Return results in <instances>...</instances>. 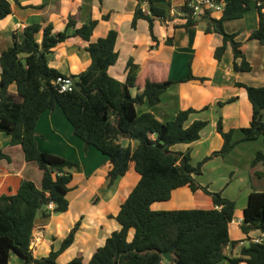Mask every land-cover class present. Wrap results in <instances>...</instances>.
Returning a JSON list of instances; mask_svg holds the SVG:
<instances>
[{
	"label": "trees",
	"instance_id": "1",
	"mask_svg": "<svg viewBox=\"0 0 264 264\" xmlns=\"http://www.w3.org/2000/svg\"><path fill=\"white\" fill-rule=\"evenodd\" d=\"M133 1L138 4L132 29L137 28L140 19L147 21L150 36L158 45L155 21L166 24L171 0H148L149 14L141 11L143 0ZM258 2L261 3L255 6L258 27L252 31L249 40L264 46V0H256L254 4ZM13 4L20 6V0H0V21L12 14ZM252 4L253 0H228L219 19L205 17L208 22L201 20L205 22L206 34L216 33L223 38V44L214 54L218 62L222 61L228 45L231 46L235 73H248L253 67L236 40L238 34L227 33L225 23L243 19ZM177 11L189 12V9L178 7ZM108 18L109 15L103 16L105 20ZM199 22L188 14L186 22H176L172 27L190 30ZM77 23L69 16L61 32H55L52 23H32L21 32H14L12 46L0 55V133L11 137V146H21L25 160L37 164L43 174L41 187L33 181L23 180L15 194L0 195V264H10L13 253L19 257L20 264H59L58 258L73 245L82 226L81 218L58 249L52 247L47 256L34 257L31 246L38 220H47L69 210L68 194L73 190L71 170H80V163L45 152L39 146L37 124L44 113L57 107L86 147L95 148L112 164L107 176L108 188L132 168L140 176L115 218L121 228L111 233L88 262L79 254L67 264H162L165 261L163 254L168 251L174 264H219L222 261L264 264V242L256 243L251 236L255 232L264 235V191L253 189L250 193L239 225L246 239L233 240L230 224L236 213V202L221 193L211 192L197 180L208 162L225 158L240 143L264 139V86L235 83L236 87L245 90L252 106L249 126L239 130L241 138L235 141L236 130L225 131L223 118L219 116L216 131L224 141L222 148L193 165L190 150L182 153L171 148L200 140L209 121L196 120L190 126L186 123L191 114L209 107L200 111L194 108L181 110L168 122L160 121L152 112L139 113L137 107L160 105L163 95L178 83L192 80L204 83L209 79L194 76L191 61L187 77L174 81L169 77L167 63L151 62V67L140 72V66L130 58L126 65V81L121 82L109 74V69L119 59L116 50L118 31L112 29L105 37L93 42L91 38L98 21L90 20L80 27ZM71 37H80L88 43L86 51L91 64L78 76H71L73 79L79 77L80 92H60L56 81L65 75L51 67L50 61L54 49ZM166 45H173V37L166 40ZM155 48L156 45L151 47L152 50ZM157 76L166 79H152ZM235 101L232 97L217 105L223 107ZM125 140L137 141V148L133 149L131 144L126 147ZM0 160L11 162L12 158L0 148ZM259 164L264 166V149L256 152L251 166L254 168ZM186 186L193 193L202 191L211 196L214 208L152 209L153 204L169 201L175 190ZM246 241L247 245L240 246ZM238 247L236 255L228 253V248Z\"/></svg>",
	"mask_w": 264,
	"mask_h": 264
},
{
	"label": "crops",
	"instance_id": "2",
	"mask_svg": "<svg viewBox=\"0 0 264 264\" xmlns=\"http://www.w3.org/2000/svg\"><path fill=\"white\" fill-rule=\"evenodd\" d=\"M119 1L126 3L124 4V7L122 9L119 4V7H115L116 5H113V3L111 4L109 0H103L102 2H100V0H20V6L13 4L12 14L6 19L0 21V55L3 51L12 46L13 33L21 32L23 30V27H26L32 23H52L54 25V31L61 32L64 31L69 16H73L78 21L77 27L82 26L84 23L90 22V20H97L98 24L94 30L91 41L95 42L99 38L105 37L112 29L118 31L119 35L116 44V50L119 52V59L117 64L109 69V74L119 81H126V65L130 58H133L135 64L140 66V72L144 71L148 67H151V62L167 63L169 65V76L172 80H174V54L175 48L177 49L178 47L183 48L182 51L187 54L189 59L192 56V59L190 61L192 62L191 68L193 75L196 77H207L209 79L204 83H201L198 80H192L187 83H178L177 87H184L185 85L190 86L192 88V91L194 92H166L162 97V103L160 105L156 107H152L148 104L138 106L137 110L139 113L152 112L160 121L168 122L173 120L176 114L181 110L194 108L195 110L200 111L207 106H209V108L211 106L216 107L218 106L217 103L219 101H227L228 99L235 97V102L223 107H218L219 113L223 118L224 129L225 131L235 129L237 133L241 128L249 126L253 112L252 106L247 98L245 90L243 88L236 87L235 83L240 82L256 87L264 86V46L260 45L257 41L249 40V36L252 31L258 27L259 18L257 9L256 15L251 10L245 15L243 19L239 20L245 22L246 20H249V25L251 26L245 29L233 25L231 27L229 26L231 30L227 31L228 29L226 27L228 25H231L230 22L232 21L225 23L226 32H230L231 34H238L236 40L241 43V49L243 50L244 54L247 57V60L253 67L251 72L235 73L233 71V51L230 45H228L227 51L221 62H218L214 58L216 48L223 44V38L221 35L216 33L206 34L204 30H199L198 26L195 28H191L190 30H186L184 28L174 29L172 27L173 24L167 25L162 23L161 21H155L154 32L156 37L158 38L157 45V43L153 42L150 36L147 21L140 19L137 23L136 29H132L131 27V23L134 19L138 4L137 1ZM255 2L256 0H253V3ZM179 3L180 0H171L170 10H174L175 6ZM129 4H131V6ZM125 5H127L128 7H126ZM252 13L254 14V17L252 16ZM104 15H109L108 20L103 19ZM142 24L146 31L148 30L150 36L148 44L149 50H147L144 54H137L138 48L136 47L137 45H135V41L126 42L125 40H123V33L121 32V29L123 28V25H126V32H128V34H135ZM19 26H22V28L20 27L19 29ZM157 27H159L163 31L162 35L160 36L156 32ZM169 37H173L172 46L166 45V40ZM126 43L132 44V47L133 45L135 46L127 51L124 58H122L120 47L124 46L125 48L124 44ZM155 45L156 48L152 50L151 47ZM87 46L88 43L82 40L80 37H71L66 42L60 44L54 49L53 59L50 61V66L56 68L65 76H78L79 74L84 72L91 64L90 55L86 51ZM163 54H166V56H163ZM188 62L189 60L185 62V65H183L182 68L183 71H186V74L184 77L182 75L180 78H178L179 80L185 79L187 77L189 65ZM204 65H209L213 68L210 71L211 74L206 73V71L204 70ZM218 72L222 73V76L224 75L223 77H225L227 80H219L222 76L220 78L219 76L217 77ZM259 79H262V82L259 81ZM227 82L230 86L229 91L231 92H223V89L225 88ZM200 87H210L211 89L217 90L218 92H215V95L213 97L210 95L209 97L207 95L204 96V94H202L203 92H195V90ZM220 87H222V92H219L218 90ZM133 94H136V92L133 91ZM169 97L172 98V105L168 101ZM205 97L207 98V100L204 99ZM206 111H200L198 113L191 114L189 120L186 123V126H190L196 120H205L202 119V116ZM229 120H231L232 124L227 126V121ZM217 121L216 124L215 122L212 123L209 121L208 126L215 124V130L210 131L208 134H206L205 129L208 128L207 126L201 132V138L199 141L189 145H176L171 149L182 153L190 150L191 163L193 165H196L204 157L210 155L214 151L220 150L223 146L224 141L221 135L216 131ZM36 132L39 146L43 151L80 163V170H71L73 171V181L71 183V187L73 188V190L68 194V199L70 201L69 210L65 213L58 214L56 217L55 215H52L47 220H38L37 225L42 226L43 235L41 237V243H34L33 241V244L31 246L33 255L36 258H39V256L45 257L49 254L52 247H54V249H58V247H56L57 245L53 246L54 242H61L57 241V239H64L65 234L68 232V229L63 230L61 222L64 221L67 215H69L73 205L72 201L70 200V194L74 190H76L75 178L80 177L81 179H85V181L89 184L99 178L101 185L100 187L103 188V193H100V195L95 193L96 199L99 198L98 201H95V204L98 203L96 207H101V210L97 215L93 214L87 216L84 214H79L75 218H73V220L70 222L71 224L79 221L82 218V226L76 234L73 245L58 258V261H60L62 258L67 257V259L65 258L66 261H64V263L67 264L73 258L80 254L84 257L85 262H88L91 259L94 251L105 243V240L111 235V233L121 228L115 218L119 213L121 204L126 200L128 194H130L133 188L136 186L140 179V176L135 172L134 168H132L111 188H108L107 176L109 171L112 169V164L107 157L102 155L95 148L91 146L86 147L84 142L73 133L71 124L63 114L62 110L58 107L54 111L46 112L41 116L37 124ZM236 133L235 136L237 137V139L235 137V141L241 138V134L236 135ZM261 139L264 141L263 138ZM10 140L11 137L9 135L5 133L2 135V133H0V148L3 149L12 158L11 162L0 160V195L4 193L15 194L18 191L23 180H32L25 175L26 169L30 167V164H32V162H27L25 160V155L22 147L11 146ZM129 141L133 149H136L138 146V142L133 140ZM254 142L255 141H250L240 144ZM206 144L209 145V149L205 153L206 155L202 159L196 158L195 150L201 146H205ZM213 144H215V147L211 148ZM253 145L256 146V149L255 151H252L254 153H251L249 158V165L251 168L249 169L248 176L250 178L252 177L253 179L255 177H257L258 179H262L264 178V166H262L261 164L257 165L254 168L251 166L255 154L256 152L261 150V146L260 144ZM234 150L232 151V153L234 152ZM229 157L230 154L226 158H223V161H225V159H229ZM35 165L37 166V164ZM258 167L261 168L258 169ZM77 172L78 174H76ZM42 175L43 174L41 172V181ZM199 178L200 176L197 177V180H199ZM200 184L203 186H210L208 184ZM186 188L187 190H190L189 195L190 198H192L193 196L191 195H193L194 193H192L189 187L186 186ZM262 188H264V186ZM255 190L259 191L257 189ZM174 193L182 195L181 191L175 190ZM250 193L251 191L248 195H250ZM194 198L198 201L196 195L194 196ZM198 206L199 204H197L196 208L195 204L192 208L212 209L214 208L213 200L208 198L207 205L204 204L203 207ZM154 207L155 206H152V209L157 210L156 208L154 209ZM246 207L247 205L244 207V209ZM243 211L242 217L239 218V222L243 219ZM239 222L237 223L238 225H240ZM130 235L132 236V232ZM56 236L59 237L56 238ZM51 239H53L54 241H52ZM231 239L241 240L242 238L231 237ZM245 244L246 243H244L243 245ZM228 250L229 254L233 253V255H236L238 253L239 247L235 248L234 250L232 248H228ZM15 255V253L12 254L10 264H20L19 258H16ZM222 263L229 264L228 261H222L219 264ZM162 264L172 263H169L165 260Z\"/></svg>",
	"mask_w": 264,
	"mask_h": 264
},
{
	"label": "rangeland",
	"instance_id": "3",
	"mask_svg": "<svg viewBox=\"0 0 264 264\" xmlns=\"http://www.w3.org/2000/svg\"><path fill=\"white\" fill-rule=\"evenodd\" d=\"M109 2L111 4L113 3V5H116L115 7H117L119 4L121 9L124 7V4H126V3L119 1V0H117V2H116V0H109ZM110 3H109V5H110ZM129 5L131 6V4H129ZM125 6L128 7L127 5H125ZM110 7H112V6H110ZM174 10H175V12H177L176 7L174 8ZM251 10L256 15V7H255L254 3L252 4ZM253 13H252V16L254 17ZM214 18L219 19L220 14H217V13L214 14ZM174 21H175V23L176 22H178V23L183 22L179 18H175ZM157 22H159V20H157ZM246 22L245 21H239V20L232 21V22H230L231 25H228L226 27L228 29L227 31H230L231 30L230 27L233 25H236L242 29H245V28L251 26V25H249V20H246ZM20 27L21 26H19V29H20ZM204 28H205V22L200 21L198 23V29L204 30ZM126 30H127L126 25H123V28L121 29V32L123 33V40H125L126 42L135 41V45H137L136 47L138 48L137 54L146 53V51L149 50L148 44H149L150 36H149L148 30L146 31L143 24L140 25V27L138 28V30L135 34H128V32H126ZM156 32L159 36L162 35V33H163V31L159 27H157ZM241 40H242V38H241ZM124 45H125V48H124V46L120 47L122 58H124L127 51H129L130 49H132L135 46V45H133V47H132V44H127V43ZM182 49L183 48H181V47H178L177 49L175 48V54H174L175 58H174V65H173V77H174L173 79H174V81L179 80L178 78H180L182 75H183V77L185 76L186 71L185 70L183 71V69H182L183 65H185V62L187 60H189L188 63H190V60L192 59V56L189 59L187 54H185L182 51ZM163 56H166V54H163ZM231 57H232V52H231ZM52 59H53V57L51 58V60ZM204 66H205L204 70L206 71V73L211 74L210 71L213 68L210 67L209 65H204ZM218 76L220 78L222 76V73L218 72L217 77ZM223 76L219 80L226 79ZM158 77L159 76L154 77L152 79H157V81H163V79H166V78H160V77L158 78ZM259 81L262 82V79H259ZM259 85H261V84H259ZM13 89H15V87ZM216 89H218V88H216ZM218 90H219V92H222V87H220ZM223 90H224L223 92H231V91H229L230 86L228 85V82L226 83L225 88ZM167 92H194V91H192V88L190 86L185 85L184 87H179V86L177 87V84H176V86L175 85H174V87L172 86L169 89V91H167ZM195 92H203L202 94H204V96L207 95L209 97V95H210L213 97L215 95V92H218V91L213 90L210 87H200L197 90H195ZM225 95H226V93H225ZM204 96H202V97H204ZM171 99L172 98L169 97L168 101L172 105L173 101H171ZM204 99L207 100L206 97ZM219 116H221V115L219 113L218 106H216V107L211 106L210 108L207 109V111L205 113H203L202 119H205L206 121H210L212 123L215 122V124H216V121L219 119ZM215 124H212V125L208 126V128L205 129L206 134H208L210 131L215 130ZM230 124H232L231 120L227 121V126ZM3 134L4 133H2V135ZM237 134H240V133L237 132L236 135ZM236 139H237V137H236ZM263 142L264 141L262 139H259V141H255L254 143L240 144L235 148L233 153L232 152L230 153L229 159H225V161H223V158H221V157L213 159L212 161H210V163L208 162L205 165V167L203 169L204 170L203 174L200 176V178L198 180V182H200L204 185H207V184L210 185V186H208V188L211 192H213L215 194L221 193L223 197L228 198V199H232L236 202V207H237L236 208V214L234 216L233 222L230 224V236L232 238L246 239V236L241 232L240 226L237 223L239 222V218L242 217V211H243L244 207L246 205H248V198H249L248 194H249V192L250 191L252 192L253 189H257L259 191L264 190V188H262L264 186V178L258 179L257 177H255L253 179L252 177L250 178L248 176L249 169L251 168L249 165V162H250L249 158H250L251 153H254L252 151L253 150L255 151V149H256V146L253 144H260L261 150H263L264 149ZM213 147H215V144H213L211 148H213ZM208 149H209L208 144H206L205 146H201V147L197 148L195 150L196 158L202 159L206 155L205 153L208 151ZM260 168L261 167H258V169H260ZM71 172H73V171H71ZM76 174H78V172ZM25 175H26V177L32 179L31 181L36 183L38 187H41V172L35 164H33V163L30 164V167L28 169H26ZM75 180H76V184H75L76 190H74L70 194V200L72 201L73 205H72V208H71L69 215H67L65 217L64 221L61 222L62 223L61 226H62L63 230L68 229V232L65 234L64 239L68 236L71 229L77 223V222H74L72 224L70 223L73 220V218H75L79 214L80 215L84 214L87 216L93 215V214L97 215L98 212L101 210V207H96L98 205V203L95 204V201L99 200V198L96 199L95 193L98 195H100V193H103L102 192L103 188L100 187L101 186L100 185V179L98 178L97 180L92 181L90 184L88 182H86L85 179H81L80 177L75 178ZM176 191H181L182 195H179V194L173 192L172 197L169 201L159 202V203L153 204V206H155L154 209L155 208L157 209L155 211H168L170 209L171 210L194 209L192 207H194L195 204H196V208H197V204H199L198 207H203L204 204L207 205L208 198L212 199L211 196L206 195L202 191L196 192L198 194L194 193L197 196L198 201L194 198V196H195L194 194L191 195L193 197L190 198V195H189L190 190H187L186 187L185 188L182 187ZM128 193H130V192H128ZM78 198H80V199H78ZM183 207H185V208H183ZM57 215L58 214H56L55 217ZM59 234H60V230H59ZM42 235H43L42 234V226L37 225L34 229V232H33L34 243L35 242L41 243ZM251 236H252V238H258L261 235L259 232H255ZM58 237L59 236H56V238H58ZM37 238H38V240H37ZM64 239H62V238L57 239V241H61V242H54L53 246L57 245L56 247L59 248ZM51 240L54 241L53 239H51ZM244 243H246L245 245L248 244L247 241ZM240 246H242V245H240ZM15 257L19 258L17 255H15ZM40 257H43V256H39V258ZM65 258L67 259V257H64L60 261H58V263L59 264H65L64 263V261H66ZM222 264H225V263H222Z\"/></svg>",
	"mask_w": 264,
	"mask_h": 264
},
{
	"label": "built area",
	"instance_id": "4",
	"mask_svg": "<svg viewBox=\"0 0 264 264\" xmlns=\"http://www.w3.org/2000/svg\"><path fill=\"white\" fill-rule=\"evenodd\" d=\"M228 0H221L218 2L217 0H180V3L175 7H187L189 12H175V10L171 9L170 14L168 15V19L166 21L167 25L174 24L175 18L181 19L183 22H186L188 14H191L195 20L201 21L205 20L206 17L214 18V14H220L224 12L227 6ZM261 3L258 2L257 5L259 6ZM141 11L143 13L149 14V3L148 0H143L141 2ZM22 28V26H21ZM25 27H23L24 29ZM74 79L71 76H60L58 77L56 84L60 90V92H69L72 93L75 91V87L73 86ZM52 207V205L50 206ZM242 222L240 220L239 224ZM254 242L256 243H263L264 242V235L259 236L258 238H253ZM242 245L244 243H241Z\"/></svg>",
	"mask_w": 264,
	"mask_h": 264
},
{
	"label": "water",
	"instance_id": "5",
	"mask_svg": "<svg viewBox=\"0 0 264 264\" xmlns=\"http://www.w3.org/2000/svg\"><path fill=\"white\" fill-rule=\"evenodd\" d=\"M208 21H209L208 19L205 20V22H208ZM79 81H80L79 77H77V78L74 79V82H73V86L75 87V90L78 91V92H80L82 90V86L80 85ZM125 143H126V147H129L130 141L129 140H125ZM183 163L184 164L186 163V160L184 158H183ZM163 258L169 263H173L174 262V258H173V256H172L170 251L165 252L163 254Z\"/></svg>",
	"mask_w": 264,
	"mask_h": 264
}]
</instances>
